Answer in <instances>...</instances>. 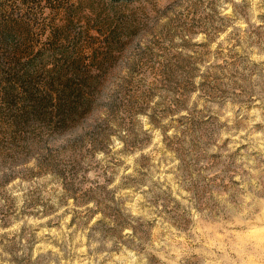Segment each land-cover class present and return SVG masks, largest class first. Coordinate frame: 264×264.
Masks as SVG:
<instances>
[{
  "label": "rangeland",
  "instance_id": "rangeland-1",
  "mask_svg": "<svg viewBox=\"0 0 264 264\" xmlns=\"http://www.w3.org/2000/svg\"><path fill=\"white\" fill-rule=\"evenodd\" d=\"M66 23L102 86L0 126V264H264V0H0L33 52Z\"/></svg>",
  "mask_w": 264,
  "mask_h": 264
},
{
  "label": "trees",
  "instance_id": "trees-1",
  "mask_svg": "<svg viewBox=\"0 0 264 264\" xmlns=\"http://www.w3.org/2000/svg\"><path fill=\"white\" fill-rule=\"evenodd\" d=\"M54 28L33 52L28 36L0 26V126L6 132L38 127L60 132L80 123L94 106L102 71L91 72L82 63L87 30L73 32L69 23Z\"/></svg>",
  "mask_w": 264,
  "mask_h": 264
}]
</instances>
